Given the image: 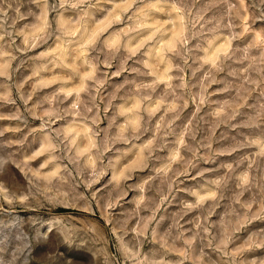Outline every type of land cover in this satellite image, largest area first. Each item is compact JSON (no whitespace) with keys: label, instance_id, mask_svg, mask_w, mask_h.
<instances>
[{"label":"rangeland","instance_id":"1","mask_svg":"<svg viewBox=\"0 0 264 264\" xmlns=\"http://www.w3.org/2000/svg\"><path fill=\"white\" fill-rule=\"evenodd\" d=\"M252 4L0 0V264H264Z\"/></svg>","mask_w":264,"mask_h":264},{"label":"clouds","instance_id":"2","mask_svg":"<svg viewBox=\"0 0 264 264\" xmlns=\"http://www.w3.org/2000/svg\"><path fill=\"white\" fill-rule=\"evenodd\" d=\"M255 2H256V0H253V4H252V5H249V7H253V6L255 5ZM260 3H261V4H264V0H260ZM247 10H248L247 8H243V7L240 8V11H241V12H245V11H247ZM260 17H261V18H264V9L261 10V12H260ZM255 18H256V16L253 15V19H255ZM85 171H86V170H85ZM98 178H99V176H97V175H93V176L90 177V178H85V177L82 176V177H81V180H82V182L86 183V184L90 187V186H91V183L95 182V180L98 179ZM72 179H73V178L69 176V180H72ZM65 186H66V185H65V183H64L63 181H58V182H57V186H54V187H55L56 192H57L58 194H61V193H63V188H64ZM71 187L74 188V187H75V184L73 183ZM48 191H49V192L53 191V187H49V188H48ZM69 191H71V188H69ZM63 194H66V193H63ZM261 195L264 196V193H261ZM133 264H135V262H133Z\"/></svg>","mask_w":264,"mask_h":264}]
</instances>
